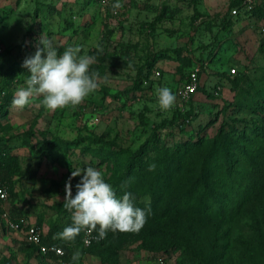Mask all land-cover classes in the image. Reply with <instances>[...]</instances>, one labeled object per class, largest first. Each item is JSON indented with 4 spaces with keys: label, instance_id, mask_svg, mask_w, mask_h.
Masks as SVG:
<instances>
[{
    "label": "rangeland",
    "instance_id": "obj_1",
    "mask_svg": "<svg viewBox=\"0 0 264 264\" xmlns=\"http://www.w3.org/2000/svg\"><path fill=\"white\" fill-rule=\"evenodd\" d=\"M234 1L0 0V87L5 85L14 95L25 86L28 70L23 61L43 47L42 37L51 40L59 53L79 46L80 55L95 56L91 70L101 78L100 87L78 106L51 111L42 106V98H33L23 109L11 105L0 118V143L9 145L21 161L5 203L15 208L14 216L22 215L28 225L38 223L44 233L52 232V237L64 241L57 234L72 223L63 202L73 169L91 166L102 171L115 190L128 182L132 191L144 192L159 171H167L175 147L187 143L191 135H198L203 145L214 140L225 144L222 151L224 158L229 157L233 180L224 188L227 193L220 210L233 213L247 181L242 173L256 168L258 152L264 157V21L253 24L239 19L228 30L224 20ZM117 2L122 7L114 11ZM201 63H207V69L202 70L200 85L212 94L193 95L197 119L183 132L158 128L176 112L191 107L179 93L192 67ZM232 68L236 73L231 76ZM140 79L144 83L134 91ZM158 87H169L175 94L170 111L160 110ZM126 91L131 92L124 95ZM142 115L152 123L151 130L141 122ZM58 139L71 144L67 147ZM142 146L148 147L149 154L143 166L130 173L124 160L128 152ZM206 149L190 150L195 176ZM226 149L231 152L226 154ZM242 149L245 162L239 159ZM152 164L155 168L149 170ZM80 179L71 180L73 195ZM183 180L177 174L168 177L171 196L183 187ZM172 213L186 223L177 210ZM254 220L264 232V209L239 212L220 228L219 264H264ZM212 236L206 238L214 243L217 235ZM121 238L90 249L78 243L65 246L81 251L77 264H103L102 248L108 243L118 245V264H179L181 260L179 251L166 257L141 238ZM0 264L63 263L37 254L21 232L7 229L0 215Z\"/></svg>",
    "mask_w": 264,
    "mask_h": 264
},
{
    "label": "trees",
    "instance_id": "obj_2",
    "mask_svg": "<svg viewBox=\"0 0 264 264\" xmlns=\"http://www.w3.org/2000/svg\"><path fill=\"white\" fill-rule=\"evenodd\" d=\"M239 1H234L231 7L237 5ZM253 14L259 21H264V8L257 7ZM234 22V20L228 18L224 20V25L228 30H231ZM214 57L215 54H212V58ZM203 64L201 63L200 65ZM200 75L199 86L194 94L200 91H206L208 92L207 96L210 97L212 93L200 85ZM141 83H144L142 79L135 85L136 89L134 91H139V85ZM6 88L5 85L0 87V118L7 115L13 98V95ZM130 92L126 91L124 95H128ZM194 94L189 99L191 107L188 110L176 112L170 121H163L158 124V128H167L169 132H172V129L183 132L186 128L191 127L194 120L198 117L197 109L192 105ZM141 122L146 125L147 130L152 129V123L144 115L141 116ZM1 125L0 123V127ZM58 142L67 147L71 144V142L60 139H58ZM235 146L232 145L230 148H235ZM193 147L207 148L202 159L201 171L197 176H195L191 161L190 150ZM225 148V144L223 145L222 142L215 140L203 145L198 140V135H191L188 137L187 143L178 144L175 147V155L170 158L171 163L167 167V171H159L150 181L149 187L144 192L132 191V187L126 182V188L121 187L116 190L117 196H122L125 191L131 192L135 197L134 202L136 206L142 209L150 208V212L147 215V222L135 234L109 231L103 240L93 243L89 249L104 244L105 242L107 243V241H117L123 239L121 238L123 236H129L132 241L141 238L142 241L150 243L151 246L155 244L156 251L159 252L160 250L159 253L166 257H168L169 252L174 250L179 251L181 256L179 264H202L204 260L203 264H219V259L222 258L217 245L220 228L225 224L231 223L239 215V212L246 214L264 209V157L260 156L258 152L254 157L255 160H258L256 168L249 171H246L245 168L244 173H242L243 177L247 176V181L242 185L243 189L237 209L233 213L220 210L221 205H223V194L224 192L227 193V191H224V188H227L230 184L229 181L233 180L230 175L232 172L229 157L224 158L222 151ZM48 149L50 148L48 147ZM226 150V154L231 152L229 149ZM148 152L149 149L145 146H142L133 153L128 152V157L124 160V163L130 173L135 172L143 166L145 157L149 154ZM238 154L240 162H245L246 159L241 158L244 155V150L239 151ZM95 155L99 156V154ZM20 164L19 156L12 152L11 147L5 143H0V184L8 185L9 196L12 190L11 184L13 178L18 176L20 172ZM175 174L184 179V184L182 188L174 190L171 196V186L168 185L167 180L169 176ZM215 205L218 207H216V211H212ZM5 209L13 220H25V217L22 215L14 216L15 208L12 209V206L7 205ZM173 210H177L186 219V223H181L173 215ZM2 213L3 210L0 208V215ZM253 222L255 234L262 247H264V232L261 231L260 222L257 220ZM36 225L42 228L40 224L37 223ZM41 230L42 243L46 246L55 245L60 247L63 249L64 254L62 256L55 254L40 256L60 259L63 264H77V261L74 262L71 259L76 250L65 246L69 242L65 243V241H61L60 239L57 240L54 236L52 237V232L44 233L43 229ZM94 232L98 233L97 231ZM210 233H213L211 238L217 235L214 243H211L206 238ZM82 236L83 232L76 237L72 244L75 245L78 243L83 246ZM26 243L28 242L26 241ZM29 245L34 251H37L33 245ZM102 249L101 261L103 264L119 263L120 257L118 256L119 249L117 244L108 243Z\"/></svg>",
    "mask_w": 264,
    "mask_h": 264
},
{
    "label": "clouds",
    "instance_id": "obj_3",
    "mask_svg": "<svg viewBox=\"0 0 264 264\" xmlns=\"http://www.w3.org/2000/svg\"><path fill=\"white\" fill-rule=\"evenodd\" d=\"M121 7L119 2L113 5L114 11ZM40 44L43 47H38L33 56L23 61L22 67L28 70V75L25 86L14 92L13 108L23 109L33 98H42V106L51 111L78 106L100 87V74L91 70L95 56L80 55L79 46H69L59 53L52 41L43 37ZM155 93L161 111H170L175 106L176 96L169 87H158ZM154 168V164L149 166V170ZM74 177H81L75 185V195L71 184ZM121 187L126 188L127 183ZM65 193L63 207L71 213L72 223L57 236L69 243H74L81 232L90 235L97 231L98 240L105 238L109 231L138 233L150 212V208L136 206L131 192L125 191L118 197L113 186L106 182L104 173L91 166L73 169ZM81 255L77 249L72 261H79Z\"/></svg>",
    "mask_w": 264,
    "mask_h": 264
},
{
    "label": "built area",
    "instance_id": "obj_4",
    "mask_svg": "<svg viewBox=\"0 0 264 264\" xmlns=\"http://www.w3.org/2000/svg\"><path fill=\"white\" fill-rule=\"evenodd\" d=\"M257 7L264 8V0H240L239 3L231 7L229 11V18L237 21L239 19L246 20L248 23L256 24L259 19L254 16V11ZM207 69V63L203 65H195L192 67L188 74V80L182 85L179 96L181 100L188 102L191 95L194 94L199 86V75L202 70ZM236 69L232 68L229 75H234ZM159 75V74H158ZM9 199V187L6 184H0V208L3 210L2 217L6 222V227L8 230L15 232H21L23 238L31 245H33L39 255L46 256L49 254H55L57 256H62L64 254L63 249L55 245L46 246L42 243V230L37 225H28L24 219L13 220L8 211L5 209V203ZM26 227L25 229H23ZM98 233L92 232L90 235L83 232L82 243L83 246L88 248L93 243L101 241L103 239H97Z\"/></svg>",
    "mask_w": 264,
    "mask_h": 264
}]
</instances>
